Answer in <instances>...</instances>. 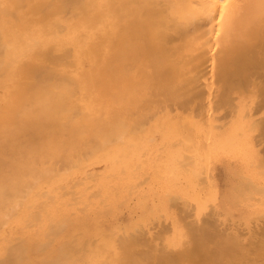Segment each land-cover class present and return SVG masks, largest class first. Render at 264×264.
Returning <instances> with one entry per match:
<instances>
[{
  "label": "bare ground",
  "instance_id": "bare-ground-1",
  "mask_svg": "<svg viewBox=\"0 0 264 264\" xmlns=\"http://www.w3.org/2000/svg\"><path fill=\"white\" fill-rule=\"evenodd\" d=\"M0 264H264V0H0Z\"/></svg>",
  "mask_w": 264,
  "mask_h": 264
}]
</instances>
